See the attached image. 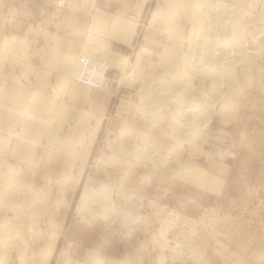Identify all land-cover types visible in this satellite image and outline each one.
Segmentation results:
<instances>
[{"label": "rangeland", "instance_id": "rangeland-1", "mask_svg": "<svg viewBox=\"0 0 264 264\" xmlns=\"http://www.w3.org/2000/svg\"><path fill=\"white\" fill-rule=\"evenodd\" d=\"M211 1L240 7L233 14L226 13L227 45L231 48L243 33L249 48L254 40L249 33L253 21L248 20L244 31L240 30L239 13H258L254 22L259 31L264 30V0ZM170 8L178 9L170 0H0V111L19 118L12 124H0V136L7 138V146L0 150H5L0 152V187L20 195L16 210L0 206V212L13 221L12 240L22 246L23 257L31 264H264L263 30L256 33L258 55L251 59L247 74L236 63L235 73L223 78L232 79L227 78L224 84L236 78L238 87L232 93L233 105L225 113L211 86L214 74H209L208 64L199 63L202 50L189 42L196 21H188L180 7L173 12V20L181 34L169 39L163 21L170 16ZM117 19L128 22L123 23V29L135 26L131 42L111 36ZM219 25L218 30L222 28ZM91 39L106 40L111 49L128 58L132 64L129 70L142 80L171 78L162 65L166 62L165 46L174 48L173 55L192 53L187 77L193 87L199 84L205 91L194 96V101L204 107L205 116L201 115L208 118L202 145L190 146L187 133H182L181 143L172 135L173 102L151 108L158 118L156 131L145 122L144 90L136 81L128 82L125 67L108 70L114 77L111 88L90 90L110 94L107 102L76 101L70 92L71 86L78 84L70 72L74 59L63 60L67 53L81 58L84 44H90ZM72 41L74 50L69 46ZM54 50L58 58L51 57ZM181 57H174L179 66L184 62ZM154 80L150 86L159 95L163 85ZM82 83L91 86L88 79ZM9 88L25 91V104L6 97ZM35 97L46 104L48 113L33 106ZM63 103L66 108L72 104L78 109L64 113ZM91 110L93 116L81 118L80 111L88 115ZM29 121L41 126V132L26 131ZM71 127L82 128L81 136L68 134ZM15 143L28 149L19 150L15 157ZM159 153L165 154L164 164ZM8 165L22 178V184L10 185L1 179ZM186 165L206 175H188ZM213 177L220 180L219 187ZM104 183L117 206L113 214L97 208L98 197L106 193L101 190ZM85 187L93 190V199L84 206L81 193ZM126 192L139 196L140 203L137 211L123 220ZM158 204L191 217V222H175L173 228L163 231L154 215ZM21 257L14 255L7 264H24Z\"/></svg>", "mask_w": 264, "mask_h": 264}, {"label": "bare ground", "instance_id": "bare-ground-1", "mask_svg": "<svg viewBox=\"0 0 264 264\" xmlns=\"http://www.w3.org/2000/svg\"><path fill=\"white\" fill-rule=\"evenodd\" d=\"M170 1L174 3L176 8H178L176 11H179L180 7L183 8V10H184L183 14H185V18L188 21L189 20L193 21V22L196 21L195 23H197V27L195 28L193 26L194 33L189 38L190 39L189 42L191 43V44L190 43L189 44L191 46L195 45L196 48L198 47L200 50H202V53L199 56V59H200L199 63L201 65L208 64V66L210 67V69H209L210 73L207 71V69L209 67L206 69V71H207V73H209L211 75H212V73L214 74L213 79L211 80L212 89L221 98V104H222V109H223L221 111H223L225 113L228 112V109L230 107H232V105H233V101L231 100L232 99L231 97L233 96L232 93H234L236 88H238L237 84H236L237 79L234 78L235 82H228V83L224 84L226 79L228 78L230 80L231 77H226V79H224V80H223V78H225L226 73H231L233 71L235 73L236 63L240 64V71L244 75L247 74V69L249 68V63H250L251 59L258 55L257 49H255L258 45L256 33L258 34L257 31H259L260 29L258 30V26H257L256 22H254L256 20L255 19L256 13L255 14L251 13V15L254 14L253 16H251V15L250 16H247V15L241 16L244 13L241 14V12L239 11L240 17L237 16L238 12L236 15L240 19V20H238L239 22L236 20L238 22L237 25L240 26V28H239L240 30H243L244 27L247 26L246 23L248 20L253 21V23L249 25V27H250L249 33L252 35V37L254 39V40L252 39L253 44L249 48H246L245 41L243 39L244 34L238 33L240 35L237 36V38H236V40H237L236 44H233L231 46L229 44V46L231 47V48H229L227 45L228 40L226 38L224 21H225V18L228 16L227 15L228 12H231L233 14V11L240 10L239 6L234 7L233 5L227 4V3L222 2V1H218V3H215V2L213 3L211 0H170ZM231 7H233V8H231ZM174 11H172V9L170 8L168 10V14L170 16H167L163 21V23L165 24V28L168 31V38L169 39L178 38V36L181 34V32L178 28V25L173 20V18H174L173 12ZM249 13H250V11H249ZM256 15H258V13ZM121 18H119V19H121ZM229 18H230V16H229ZM257 18H259V17H257ZM260 18H262V17H260ZM119 19L115 20V23H113V26L115 27L116 31L112 32L111 36L116 41H119V42L125 41V42L129 43V42H131L133 35L135 34V26H133L132 28H130L131 26H129L128 28H130V29H127V28L123 29V27H122L123 23L127 24L128 22L126 20L122 21ZM235 19H237V18H235ZM195 23H194V25H196ZM220 23L222 25V28L220 30H218L216 27ZM249 23L250 22H248V24ZM231 26H233V25L231 24ZM262 30L259 31V33L262 32ZM263 37H264V30H263ZM92 39H91V42L93 41ZM96 39H99V38H96ZM169 39H167V40H169ZM103 41L101 39L99 41H97V40L93 41L92 43L89 41L90 44L87 43L88 45L84 44L85 49L82 51L81 58H80V56H78V58H76L77 62L76 61L74 62V60H76L75 59L76 56L73 53H67V57L63 60L65 62V61H69L71 59H74L73 60V64H74L73 66L74 67H72V69H70V72L76 76V78L78 79L77 80L78 84H82L85 86V88L80 87V85H78V84L71 86V88L73 89V90L70 89V92L73 95L72 97H75L76 101L79 100L80 98L88 99L90 102L96 101L97 103L99 102L98 105H100L101 103L107 102L110 94L103 95L102 93H100V91H96L95 93H92V91H90V90L91 89L105 90L107 88H111V86H112L111 82L114 81V77L112 76L111 72H109L108 70L110 68H121V67L123 68V67H125L126 68L125 69V72H126L125 77L128 78L127 79L128 82L132 83V81H134V82L136 81L135 84L137 85V87L140 90L141 89L144 90L143 91L144 94H142L143 95L142 96L143 102H144L142 108L144 111V118L146 119L145 122H147V124H149V126L151 125L152 128L155 127L154 125H156L158 118H154V116H156V115L153 116L151 114L152 113L151 108H156L157 105L159 107V106H161V104H163L166 107V105H168L169 102H173V104L175 105L174 106L175 109L174 110L172 109L173 110V113H172L173 117L172 118H174V122H173L174 127L172 129L173 130L172 135H174V137L177 138L176 139L177 141L180 139V143H181L182 133L183 132L187 133V135H185V136H187V139L190 143V146H193L194 148H195V145L201 146L202 144L200 145V142L202 141V138H205L204 136L206 134L204 132L205 129L203 130V127L205 126V124H207L205 122L208 121V120L206 121V119H208V118L205 119V117H203V116H205V114H202V112L206 111V110L203 111L204 107L200 106L199 101H196V100H195L196 102L194 101V96H198V94H201L203 89L201 90V88L198 87V86H200L199 84L196 85L197 87L195 86L196 88L193 87L194 85L192 86V82L190 81L191 78H189L190 79L189 80L187 77L188 74L190 73L189 71H188L189 73L187 72V70H188L187 67H190L192 65V63H191V58L193 57L192 53L186 52L185 54H181L182 51L181 52L178 51L179 54L173 55V52L175 53L174 48H170V46H168V47L165 46V48H164V54H165L164 59L166 62L162 65H164V69H165L164 72L169 73V75H171V78L169 80H167V79H160V77H157V76L155 78L152 77V78L156 79V81L159 80V82L163 85V87H161L162 85L160 86L161 87L160 91H162V90L163 91L161 92V94L158 95V93L154 92L156 89H154V87L151 88L152 86H150L151 80H153L155 82L154 79L149 78V80L148 79L142 80L141 78L140 79L136 78L134 76V74L132 73L133 71L129 70L132 67V64H130V61L128 60V58L125 56L119 55V53H117L116 51H114L113 49H111L108 46L109 44L107 43L106 40H103ZM259 41L261 42V39ZM73 43L74 42L72 41L69 44L71 49L75 48V46H74L75 44H73ZM263 45H264V42H263ZM263 45H261V46H263ZM7 46H8V44H7ZM196 48H195V50H196ZM257 48L259 50V47H257ZM191 49H192V52H194V50H193L194 48H191ZM50 55L52 58H58L59 57V53L57 52V50L51 51ZM0 56H2V55L0 54ZM179 56L180 57L182 56L184 58L183 59L184 62H183L182 66L177 65V61L174 60V57H179ZM101 60H104V61H101ZM9 61H11V60H9ZM96 63H98V64L96 65ZM11 64H12V62H11ZM219 64H221L222 67L217 69V65H219ZM223 66L225 67L224 70L222 69V68H224ZM201 68L202 67L200 66V72H201ZM202 72H204V71H202ZM204 73L202 75H204ZM180 75H181V77H179ZM87 79H88V81L92 87L91 86L89 87L88 85H85L82 83V82H86ZM43 81H45V80H43ZM135 84H133V85H135ZM12 88H13V86H12ZM12 88H9L6 90V92H5L6 97L7 96H9L11 98L15 97L14 100H12V101H14L13 103L16 102L17 104H23V103L25 104V101H26L25 97L27 96V93L25 91H22V90H17L15 92H13ZM153 89H154V91H153ZM160 91H158V92H160ZM203 92H205V91L203 90ZM216 94L214 96H216ZM201 95H199V96H201ZM209 97H210V95H209ZM195 98L198 99L197 97H195ZM216 98H217V96H216ZM34 99H35V101L33 102V106L36 105V108L40 112L48 113V111H50L47 108L46 104H44L43 102L40 101L39 97L38 98L35 97ZM37 99H39L40 102L37 101ZM210 100H212V99H210ZM64 103H63L64 107H65V105L67 106V104H64ZM70 105H68L69 107H67V108L65 107V109H64V107H62V109H64V113H65V111L67 112L68 110H70L72 112L73 109L75 110L77 108L72 104H70ZM118 108H120L119 110H121L123 108L122 104ZM169 108L170 107H168V110H169ZM77 109H76V111H77ZM229 111H230V109H229ZM80 113H81V118H87V117L89 118V117L94 115V112H92V110L89 111L88 115L84 111L83 112L80 111ZM195 113H196V116H193ZM172 114H171V116H172ZM197 114H199V115H197ZM6 115H7V112L5 110L0 111V124L1 125H4V123L12 124L14 121H17L19 119V118H17V116H11V115L6 116ZM63 118H64V116H63ZM77 118L79 120H81L80 117H77ZM80 124H81V122H80ZM161 124H162V122H161ZM161 124H158V125H161ZM25 126H26V131L30 130V131H32V133H36V132L40 133L41 132V128H40L41 126L36 125L35 122L29 121L25 124ZM58 129L62 130L61 127H59ZM153 129H155V131H156V127ZM157 130H159V129H157ZM82 133H83V129L82 128L81 129L76 128V127L75 128L71 127V128H69V131H68V134H71V135L79 134L81 136ZM93 133H94V131H93ZM184 133H183V135H184ZM6 139L7 138H3L2 136H0V150H3L7 146ZM15 145H16V147H14V150L16 152L15 151L12 152V154L14 153V156H15V153L19 154V150L21 152L22 151L21 149H23V148H24V150L28 149L26 147L27 145H24L22 143L19 144L20 146H18L17 143H15ZM25 148H27V149H25ZM17 150H18V152H17ZM4 151H0V152H4ZM27 152L28 151H26V153ZM30 152L32 153V150H30ZM151 152H152V150H151ZM18 154H17V157H18ZM31 155H33V154H31ZM141 155L139 154V158L142 157ZM157 156H159L160 161H163L162 163L164 164V162L166 161L165 154L159 153V155H157ZM26 157H28V156H26ZM29 158L30 157H28V159ZM21 159H22V157H21ZM28 159H26V160H28ZM159 159H158V161H159ZM27 162H29V160ZM1 164H3V161H0V166H1ZM9 166L10 165H8V170L6 168L7 171L6 172L4 171L5 173L4 172L2 173L1 179L7 180V182L10 185H13L15 183H16V185L17 184L19 185L22 178H17L15 176L16 174L14 173V170L12 169V166L11 167H9ZM182 166H184V165H182ZM186 167H187V165H186ZM184 168H185V166H184ZM187 168H189V167H187ZM17 171H18V169H17ZM185 173L188 175H192L194 177L196 176V178L202 177V176L204 177V175H206L205 174L206 172H204L203 170H197L195 167H192V166H190L189 169H186ZM24 175L26 176V173H23V176ZM214 180L217 181V186L219 187L220 186L219 185L220 180L218 178L217 179L214 178ZM194 182L196 184H199L197 180H194ZM20 184H22V182ZM217 186L215 188H217ZM1 187H0V206L16 210L20 195H17L16 192L12 193L13 192L12 190H11L12 192H10V189H8L7 187H6V189H8L9 191L4 189V188H1ZM103 188L105 189L106 193L104 196L98 197L99 204H98L97 208L104 211L105 214H113L114 213L113 212L114 207L116 208L117 206L110 199V196L108 194V192H109L108 184L104 183L102 185L101 190H103ZM215 188H213V189L215 190ZM217 189H219V188H217ZM92 193H93V190L91 188L85 187L83 189L81 195L84 198V200H83L84 206L90 204L89 200L93 199ZM95 193H97V192H95ZM124 197L127 200L126 204H128V206L125 209L126 215L123 216V220H124V218L126 220L130 216L131 213L137 211L136 206L140 203V200H139V196H136L134 193H130V192H126L124 194ZM136 214H138V213H136ZM154 215H155L156 220L159 221L161 229L163 228V231L167 228H173L172 225H174L175 222H178L180 224L183 222H185V223L191 222V219H190L191 217L189 218V217L181 214L180 212H176L175 210L166 207L165 205H159L158 204L157 210H156V212H154ZM118 216H120V215H118ZM194 221H195V219H194ZM12 222L13 221H10L8 218L5 217V215H3L2 212H0V264H7L9 262V260L13 259L14 255H18V254L22 256L21 258H24V259H22L24 264H31L27 259H25L26 256L23 257L24 249L22 248V246H20L18 243H16L15 241L12 240V236H13V234H15V233H13V227L14 226H13ZM184 231L185 230H183V232ZM177 232L180 233V231H178V230H177ZM190 237H192V236H189V238ZM13 239H15V238H13ZM176 246H179V245H176ZM175 252H177V251H175ZM177 255H178V253H177Z\"/></svg>", "mask_w": 264, "mask_h": 264}, {"label": "crops", "instance_id": "crops-1", "mask_svg": "<svg viewBox=\"0 0 264 264\" xmlns=\"http://www.w3.org/2000/svg\"><path fill=\"white\" fill-rule=\"evenodd\" d=\"M264 256V255H263Z\"/></svg>", "mask_w": 264, "mask_h": 264}]
</instances>
